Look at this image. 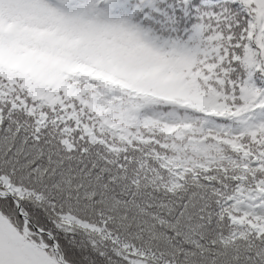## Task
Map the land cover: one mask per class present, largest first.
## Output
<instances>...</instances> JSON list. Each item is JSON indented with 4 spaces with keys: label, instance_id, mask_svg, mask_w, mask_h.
Wrapping results in <instances>:
<instances>
[{
    "label": "snow or ice",
    "instance_id": "snow-or-ice-1",
    "mask_svg": "<svg viewBox=\"0 0 264 264\" xmlns=\"http://www.w3.org/2000/svg\"><path fill=\"white\" fill-rule=\"evenodd\" d=\"M0 264H264V0H0Z\"/></svg>",
    "mask_w": 264,
    "mask_h": 264
}]
</instances>
